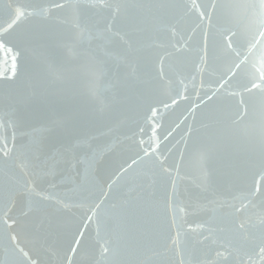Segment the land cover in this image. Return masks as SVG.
<instances>
[{
  "label": "water",
  "instance_id": "water-1",
  "mask_svg": "<svg viewBox=\"0 0 264 264\" xmlns=\"http://www.w3.org/2000/svg\"><path fill=\"white\" fill-rule=\"evenodd\" d=\"M0 264H264V0H0Z\"/></svg>",
  "mask_w": 264,
  "mask_h": 264
},
{
  "label": "snow or ice",
  "instance_id": "snow-or-ice-1",
  "mask_svg": "<svg viewBox=\"0 0 264 264\" xmlns=\"http://www.w3.org/2000/svg\"><path fill=\"white\" fill-rule=\"evenodd\" d=\"M253 87H255V85H253Z\"/></svg>",
  "mask_w": 264,
  "mask_h": 264
}]
</instances>
